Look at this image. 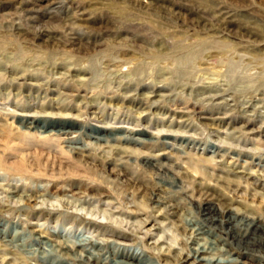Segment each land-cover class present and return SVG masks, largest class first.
I'll list each match as a JSON object with an SVG mask.
<instances>
[{
  "label": "rangeland",
  "instance_id": "374dc122",
  "mask_svg": "<svg viewBox=\"0 0 264 264\" xmlns=\"http://www.w3.org/2000/svg\"><path fill=\"white\" fill-rule=\"evenodd\" d=\"M29 10L31 13L27 12ZM24 16L33 18L30 25L36 32L63 26L61 24L68 20L84 32V35L79 33L82 39L99 37L104 43L107 39L123 37L151 38L157 39L156 42L178 37L181 40L204 37L205 41L226 42L227 48L223 49L222 56L216 55L210 61L202 55L203 58L200 57L198 61L182 58L175 65L168 66L174 68L176 74L191 69L187 82H211L213 90H225L228 106L226 111H220L219 116L225 114L239 121L234 125L236 128L248 122L252 127L245 131H238L237 128L234 132L227 130L223 133L222 129L204 125L197 113L207 105L200 97L183 93L173 103H165L173 110L180 108L189 111V119L179 129L174 124L167 129L159 126V118L156 116H141L139 121L126 110H105L104 118L98 120L91 118L93 111H87L86 114L83 112L77 118V123L78 127L89 124L103 129L114 127L140 130L148 134L146 136H154L162 130V134L184 137L186 142L170 139L167 140L169 147L162 150L158 143L150 145V150L117 143L100 144L102 146L99 147L85 138H82L81 143L88 146L93 158L119 159L121 155L112 150V145L157 157L165 153L166 158L162 162L168 166L174 163L183 167L197 165L201 176H210L208 182L214 183L213 179L218 175L220 179L223 178L221 180L226 179L238 186V192L222 191L229 199L250 208L255 218L264 220V168L260 162V159H264V118L260 115L264 113V0H0V37L8 32L3 27L6 19L18 24V19ZM58 33L63 35L60 31ZM120 43L117 50L127 51L129 47ZM176 58H181V55ZM121 70L125 72L126 67ZM102 71H97L94 76L104 78ZM13 94L12 97L8 95L6 101H0L2 114L12 110L7 106V101H19V107L24 106L23 109L15 110L16 114H35L37 110L31 107L39 101L24 99V93L13 91ZM193 103L196 108L190 110ZM26 107L30 110H26ZM169 121L166 118L164 123ZM164 130H170L171 133ZM64 144L62 147L67 150L69 146ZM198 159H205L207 163L197 162ZM101 160L98 165L87 159L82 162L83 170L97 180L84 179L83 183L68 179L67 176L50 179L47 176L10 175L0 170V238L2 234L6 239L12 240L15 237V242L6 243V247L0 239V260L5 258L14 264H39L38 261L52 255L70 264H78L72 256L68 257L59 251L58 242H63L67 246H79L95 252L100 260L109 258L114 251H125L132 254L145 252L157 264H192L191 261H177L171 255L167 259L165 256L169 246V254L172 251L186 254L191 249L208 247L207 237H195L186 227L187 221L198 220L196 210L187 202V195L158 193L163 201L160 207L153 209L152 202H146L141 204L143 208L139 210L134 207L138 200L132 197L131 191H127L117 177L107 172L109 169L115 171L113 166L108 167ZM131 167L133 174H142L148 180L154 178L152 173L141 171L136 162H132ZM215 168L229 170L230 173L217 174ZM248 174L256 176L258 180L250 179ZM186 182L181 183L182 190H192L193 185ZM71 183L82 184L84 187L81 193L77 194V189L69 192L68 185ZM31 195L36 201H24ZM39 233L44 237L41 241L36 239ZM116 233L123 237H115ZM148 244H154L156 249L147 251ZM219 249L215 246L203 257L226 259L227 256L219 252ZM242 261L244 264H260L245 258Z\"/></svg>",
  "mask_w": 264,
  "mask_h": 264
},
{
  "label": "bare ground",
  "instance_id": "6f19581e",
  "mask_svg": "<svg viewBox=\"0 0 264 264\" xmlns=\"http://www.w3.org/2000/svg\"><path fill=\"white\" fill-rule=\"evenodd\" d=\"M18 20L20 22L18 24L11 19L1 21L10 34L5 37L7 32L4 37H0V41H3L0 42V101H6L8 95L15 91L19 94L24 93V99L30 102L34 100L39 102L31 107L37 110L31 115L14 113L15 110L24 107H19L17 103L19 101H13L14 103L7 101V106L12 110H4L6 112L4 115L0 110V170L7 174L47 176L50 179H62L67 176L68 179L77 180L79 183L84 179L97 181L83 170L82 162L87 159L98 165L103 157L93 158L88 146L81 143L82 138L93 141L94 145L99 147L102 146L100 144L117 143L139 146L147 150L155 143H158L161 150L169 147L167 140L170 139L187 141L184 137L162 134V130L154 136H146L148 134L144 131H130L125 128L103 129L89 124L78 127L77 118L87 111H93L90 114L91 118L98 120L104 118L105 110L111 112L126 110L139 121L141 116L151 115L159 118V126L167 129L172 128L174 124V127L179 129L189 119V111L180 108L173 110L165 103L169 101L173 103L176 98H181L183 93H188L190 96L200 97L199 99L207 105L200 108L197 113L204 125L222 129L223 133L237 128L238 131H245L253 126L248 122L236 128L234 125L239 121L230 119V116L225 114L219 116L220 111H224L228 106L225 90H213L211 82L200 84L187 82L191 69L177 70L179 72L176 74L174 68L168 66L182 58L187 61H198L202 55L210 61L216 55L222 56V51L227 48L226 42L205 41L204 37L194 40H181L178 37L170 40L160 39L157 42V39L151 38L123 37L107 39L104 43L99 37L82 39L80 34L84 35V32L82 33L80 28L68 20L61 24L63 26L51 28L52 31L41 32H36L30 25V21H34L32 17L24 16ZM58 30L63 33L62 36ZM25 32L28 34H24ZM189 40L191 42H186ZM119 42L129 47L128 50L118 51ZM180 55L181 58H176ZM123 67H126L125 72L121 70ZM99 70H103L101 73L105 74L104 78L94 76ZM262 84L264 85V81ZM18 97L20 98V95ZM189 108L194 110L195 103ZM28 109L30 110L29 107L26 110ZM260 115L264 118V113ZM166 118L170 119L167 124L164 123ZM170 130L164 132L171 133ZM75 134L76 137L71 136ZM64 143L69 146L67 150L62 147ZM110 147L121 156L116 160L104 158L102 160L105 161V165L113 166L115 169L114 171L106 168L107 172L117 177L123 187L131 191L132 197L138 200L134 207L142 210L141 204L152 202L153 209H157L163 203L158 193L175 192L186 194L189 206L196 210L198 220L191 219L185 224L195 237H207L208 247L191 249L186 254L181 251L176 253L172 251L169 254L171 248L169 246L170 248L167 247L166 250V259L171 255V258L175 257L177 261H191L192 264H244L242 258H245L264 264V220L255 218L250 208L241 206L239 201L229 199L222 191L223 189L238 192L240 190L238 186L226 179L221 180L223 178L220 179L218 175L213 179L214 183L208 182L211 180L210 176L202 177L197 165L183 167L174 163L168 166L162 162L166 158L165 153L157 157L142 152L136 153L133 150L127 151V148L120 149L112 145ZM198 160L197 162L207 163L205 159ZM132 162H136L141 171L152 173L154 178L148 180L142 174H133ZM260 162L264 168V159H260ZM215 171L217 174L230 173L229 170L223 169ZM248 177L254 181L258 180L254 175ZM184 181L193 185L192 190H182L181 183ZM83 187L82 184L71 183L68 190L72 192L77 189L79 194ZM34 200L32 195L24 199L26 202ZM262 206L264 208V204ZM41 235L37 234L38 241L44 238ZM114 235L123 237L122 234ZM1 236L4 247L7 246L6 243L15 242L13 240L15 237L11 240L6 239L4 234ZM215 246L220 248L219 252L227 256L226 259L203 257ZM58 248L68 257L72 256L78 264H157L145 252L132 254L114 251L109 258L100 260L95 252H89L79 246H67L63 242H58ZM146 248L147 251H154L156 246L148 244ZM38 263L70 264L52 255L46 256ZM0 264L14 263L1 258Z\"/></svg>",
  "mask_w": 264,
  "mask_h": 264
}]
</instances>
